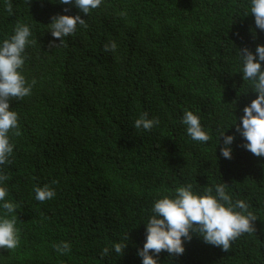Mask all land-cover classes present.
<instances>
[{"label": "trees", "instance_id": "1", "mask_svg": "<svg viewBox=\"0 0 264 264\" xmlns=\"http://www.w3.org/2000/svg\"><path fill=\"white\" fill-rule=\"evenodd\" d=\"M246 9L247 0H102L87 15L59 0H0V39L22 23L36 41L23 67L36 83L11 100L20 135L11 164L0 166L18 205L20 243L0 248V264H142L154 199L185 182L202 190L221 181L249 203L254 231L228 251L192 233L182 255L162 250L159 264H264V156L247 151L232 125L258 95L237 72L238 49L264 44ZM64 14L85 25L61 43L48 24ZM112 41L116 50L105 51ZM185 110L202 118L207 143L187 136ZM144 113L159 124L137 131ZM220 130L235 136L231 159L220 153ZM44 185L56 195L40 202L34 187ZM127 234L121 255H102ZM61 241L71 245L66 255L53 247Z\"/></svg>", "mask_w": 264, "mask_h": 264}, {"label": "clouds", "instance_id": "2", "mask_svg": "<svg viewBox=\"0 0 264 264\" xmlns=\"http://www.w3.org/2000/svg\"><path fill=\"white\" fill-rule=\"evenodd\" d=\"M64 5H74L89 15L91 10L100 7L102 0H59ZM9 15L13 14L11 6H7ZM68 9H65L67 12ZM246 15L253 14L255 26L264 30V0H247ZM78 25H85L80 15H57L48 24V30L54 38L73 35ZM255 33V29H253ZM36 41L32 38V30L28 24L17 23L10 36L0 39V166L11 164L15 144L13 136L20 135L19 114L10 108L11 100H20L31 95L35 80L29 82L23 72L27 60L26 49ZM55 44V40L50 42ZM115 41L105 43V51H115ZM239 70L244 82L258 93L250 104L243 108V116L239 118L237 132L244 139L243 147L255 156H264V44H258L253 52L248 47L238 49L236 53ZM249 88L244 92L247 93ZM237 118V117H236ZM201 117L192 110H185L181 123L192 141L207 143L210 133L201 123ZM159 124L156 117L149 118L142 114L133 122L137 131H150ZM231 125V126H232ZM230 126V127H231ZM228 127L227 130L230 128ZM226 130V131H227ZM225 130L219 131L218 144L223 137L221 155L226 159L232 157L234 135H226ZM8 175L0 167V248L14 250L20 243V229L17 227L18 205L8 199L9 188L6 181ZM198 184V182H197ZM226 182L214 183L198 190L192 182H185L174 188L170 193L154 199L149 209L146 222V236L142 248L137 255L142 264H159V253L163 250L169 255L179 256L185 251V242L192 239V233L202 237L203 241L228 251L236 238L244 233L254 231L253 222L257 216L250 210L249 203L244 199H234ZM35 199L40 202L50 200L56 195L49 185L34 187ZM128 234L120 242H113L111 249L105 247L102 255L111 251L121 255L127 247ZM60 255L71 251L68 241L53 245Z\"/></svg>", "mask_w": 264, "mask_h": 264}]
</instances>
